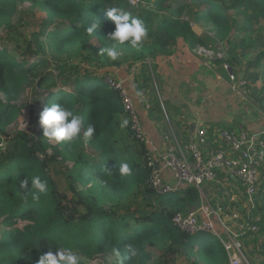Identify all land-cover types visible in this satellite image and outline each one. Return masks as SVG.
I'll list each match as a JSON object with an SVG mask.
<instances>
[{"label": "trees", "instance_id": "1", "mask_svg": "<svg viewBox=\"0 0 264 264\" xmlns=\"http://www.w3.org/2000/svg\"><path fill=\"white\" fill-rule=\"evenodd\" d=\"M25 3L45 14L46 27L32 35V43L20 60L0 48V93L4 96L0 101V142L20 115L5 100H14L32 85L46 87L43 106L60 103L82 115L85 127L91 124L96 132L87 142L81 137L62 144L44 138L42 129L31 135L18 132L0 148V225L4 228L0 234V264H36L41 255L61 246L72 248L86 259L109 255L113 264H118L113 255L116 248L125 257L124 264H146L148 248H159L167 258L183 256L189 264H227L220 243L208 242L209 235L181 233L171 222L176 213H186L198 204L197 191L187 188L178 196L163 197L147 187L149 170L143 148L128 125L119 127L126 117L118 93L108 88L104 79L106 70L138 66L137 89L149 90L151 114L156 111V101L158 105L162 101L161 92L155 90L156 81L161 79L157 62L173 57L178 42L191 52L218 44L227 53L219 60L223 63L219 71L221 75L226 72V81L229 71L235 75L236 67H241L239 56L253 54L252 68H260L263 37L259 34L253 40L250 35L264 28V0H142L138 9L130 7L127 0H0V30L12 29V17ZM111 7L131 12L149 29L148 38L139 48L118 46L121 55L116 61L100 56L101 49L112 43L108 37L114 24L106 16V9ZM55 22L59 27L46 32ZM201 22L210 26L212 37L196 33L193 23ZM91 23L98 25L94 36L85 33ZM49 62L53 64L51 72L46 71ZM98 71L106 72L98 75ZM249 79L255 83L258 75ZM168 100L173 111L186 105L177 96ZM219 125L208 126V132ZM220 127L234 130L224 124ZM59 159L72 163L64 172L65 193L59 192L49 174V168ZM123 161L133 166L129 176L118 173ZM36 175L49 185L47 195L39 201H33L30 193L24 196L27 190L20 187L26 177ZM255 210L251 222L258 226V232L240 238L246 247L255 246L257 236L264 238V212L258 215ZM258 216L260 220L254 222ZM18 222L26 224L20 228ZM248 237L252 241L245 244ZM128 246L137 251L135 257Z\"/></svg>", "mask_w": 264, "mask_h": 264}, {"label": "built area", "instance_id": "2", "mask_svg": "<svg viewBox=\"0 0 264 264\" xmlns=\"http://www.w3.org/2000/svg\"><path fill=\"white\" fill-rule=\"evenodd\" d=\"M141 2L127 0L134 9H138ZM228 76L230 83L239 82L230 71ZM104 83L118 93L132 137L143 148L144 164L149 170L147 187L163 197L178 196L187 188L198 193L195 209L176 213L171 219L173 226L181 233L209 235L215 239L226 252L227 264H247L240 238L258 232L251 217L257 197L261 192L264 195V131L217 127L209 133L208 126L198 125L192 133L182 137L172 130L166 118L168 132L153 137L145 132L137 101L129 94L125 81L105 77ZM238 85L245 86V83ZM143 109L148 112L150 105L145 102ZM211 199L219 204L213 206ZM220 199L228 206L241 201L245 213L227 211ZM259 220L260 217L255 218L254 222Z\"/></svg>", "mask_w": 264, "mask_h": 264}, {"label": "rangeland", "instance_id": "3", "mask_svg": "<svg viewBox=\"0 0 264 264\" xmlns=\"http://www.w3.org/2000/svg\"><path fill=\"white\" fill-rule=\"evenodd\" d=\"M184 17L186 18V13ZM45 19V14L41 12L38 7L31 8L27 3L19 5L17 14L12 17V29L0 30V48L6 49L10 56L20 60L22 58V52L32 43V35L45 30L44 27L46 26L43 24L46 21ZM193 26L200 37L213 36L210 32L209 25L201 22L193 23ZM58 27V23L55 22L54 25L47 26L46 32H51L54 28ZM255 32V34L250 35L251 39L255 40L260 37L259 34H262V40L264 41V28H258ZM232 36H234V34ZM92 43L95 46L97 45L95 40H93ZM261 51L264 54V48ZM226 54V51H223L218 44H214L212 49L211 47L209 49H195L193 51L194 57L201 61L206 68H204L203 65H199L193 72L184 67L186 64L183 66L181 59L176 61L174 58L172 61L168 60L166 62L162 60L160 67V69H164L162 72V79L165 81L166 85L170 87V91H175L177 89L180 92V96H186V103L189 102L194 109L202 112L205 110L204 107H212L220 111V114L217 115L216 118L221 120L223 124H230L231 121V125L235 130H239V127H241L240 129L243 130L252 129L253 131L262 132L264 131V60L261 62L262 67L252 68L253 62L255 61V56L253 54H250L247 58L239 56L241 59V67H236V72L234 73V76L237 77L239 82L230 83L227 81L230 86L226 85L225 87L219 84V79L226 81L225 77L227 75L226 72L224 75H221L223 72L219 71V69L223 63L219 60L226 58ZM238 54L240 55V51ZM47 59H50L48 55ZM76 62H78V60H76ZM79 66L85 67L84 64H80ZM89 69L93 70V66L89 67ZM123 69L127 70L125 67H123ZM52 70L53 64L49 62L46 71L51 72ZM106 71H98L97 74L101 75ZM136 73L137 71L132 68L129 70V74L126 77L133 81ZM251 75H258V81L252 83L249 79ZM107 77L114 81L124 82V80H119L116 74L110 75L108 73ZM30 80L32 81V78H30ZM241 82H244L245 86H239L238 84ZM125 87L127 89L126 83ZM155 87L158 94L161 92L162 96H159V98H161L162 101L160 100V105H158L156 101L155 104L157 108L155 112L150 114V110L148 111V119L155 126L161 124L163 127L162 132L167 133V118L169 124H171L172 130L178 132L181 130L182 124L185 123L186 116L180 111H173L172 103L165 97V92L161 90V88H163L161 86V79L160 81H156ZM47 92L46 87L36 88L35 85H32L27 87L14 100L7 101L4 99L7 104L14 105L15 109L20 111V115L16 121L6 129L7 137H2L0 148L4 147L7 139L12 138L18 132H27L31 135L42 129L38 121L39 114L44 107L43 102ZM3 97L4 96L0 93V101H3ZM210 97L211 99L214 97L213 99L215 100H213V102L210 101ZM162 102H164V104ZM147 103L152 105L149 98H147ZM220 126L222 125H219V127ZM159 133H161L160 128ZM71 166L72 163L70 161L61 162L59 159L49 168V174L61 193L66 192L64 172L67 167L70 168ZM211 200L213 206L219 204L218 201ZM219 202H222L221 199ZM240 202L235 206H228L227 202L222 203L227 211L234 209L238 213L243 214L245 210L243 209V203ZM138 203L143 204L142 202ZM256 210L258 215L264 212V195L262 192L257 197ZM25 224V222H18L17 227L21 228ZM3 230V226L0 225V234ZM256 239H258V242L253 247L250 244V246L247 245V247L243 244L242 255L247 264H264V238H259L257 236ZM251 241L252 239L248 237L245 239L244 243L247 244ZM208 242L216 244V240L213 238H210ZM147 254L149 258L146 264H189L183 256L174 258L165 257L163 251L159 248H148ZM81 262L82 264H113L114 261L111 256L101 254L91 259L81 257Z\"/></svg>", "mask_w": 264, "mask_h": 264}, {"label": "clouds", "instance_id": "4", "mask_svg": "<svg viewBox=\"0 0 264 264\" xmlns=\"http://www.w3.org/2000/svg\"><path fill=\"white\" fill-rule=\"evenodd\" d=\"M106 16L114 24V30L108 37V41L112 42L111 45L103 47L100 56L106 55L110 60L116 61L121 55L118 46L128 44L132 48H139L148 38L149 29L144 20L134 16L131 12L111 7L106 9ZM97 29L98 25L91 23L86 27L85 33L88 36H94ZM38 123L42 128L43 137L56 144L70 142L81 137L87 142L91 140L96 132L95 127L91 124L85 127L82 115L56 102L49 103L42 108ZM128 123V120L124 119L119 127L123 129L127 127ZM105 171L112 172L106 168ZM132 171L133 166L127 161L121 162L118 166V173L121 177L131 175ZM20 187L27 190L24 192V196H27L28 193L31 194L33 201H39L41 196L47 195L49 191L47 181L41 179L39 175L30 179L26 177L21 181ZM55 249V252L49 251L41 255L36 264H81L80 255L72 248L61 246L59 248L55 247ZM128 252L132 257L137 255V251L131 246H128ZM113 255L118 264H124L125 257L122 256L118 248L114 249Z\"/></svg>", "mask_w": 264, "mask_h": 264}, {"label": "crops", "instance_id": "5", "mask_svg": "<svg viewBox=\"0 0 264 264\" xmlns=\"http://www.w3.org/2000/svg\"><path fill=\"white\" fill-rule=\"evenodd\" d=\"M176 61H178V59H181L183 66L186 67L189 71H195L197 69V66H204V64L197 60L194 55L193 52H191L188 48H186L184 46V44L182 42H178L177 47H176V53L173 57L168 58V59H160L157 62V73L159 75V77H161V86L163 87V91L165 92V97L166 98H171L172 96H177L178 98H184L182 100L185 101V97L180 96V92L176 89L175 91H170V87L166 85L165 81L162 79V72H163V68L160 69L161 67V63L162 60H164V62L170 60L172 61V59H174ZM182 66V65H181ZM138 66H134L132 68H134L137 73L134 76V80L132 81V79H128V77H126L129 74V70L132 69H123L119 68V69H109L107 70V72L111 75V74H116L117 77L119 78V80H124L128 89V92L131 96H133V98L137 101L136 103V107L138 110V114L141 120V123L143 124L144 128H145V132L153 137H158L157 134H159V128L162 132L163 127L161 126V124H159V126H155L154 124L151 123V121L148 119V112H145V110L143 109V104L145 102H147V98H148V94H149V90H145V89H137V83H136V79L138 78V73H139V68H137ZM201 68V67H200ZM219 79V77H218ZM229 82V81H228ZM225 80L219 79V84H222L223 86L226 87V85L230 84ZM136 84V87H134L133 85ZM157 91V89H156ZM193 96V95H191ZM212 97V96H211ZM210 97V99H211ZM214 98V97H213ZM211 99L210 101L213 102V100L215 99ZM186 102V101H185ZM182 104V103H180ZM186 105H184L181 109L180 112L182 114H184L186 116L185 119V123L182 124L181 130H179L177 132L178 135L184 137L187 135V133H192L194 131V129L198 126V125H215V124H222V121L217 119L216 116L220 114V111L217 109H213L212 107H204L205 110H203L202 112L194 109L189 102L185 103ZM227 126H231V121L230 124H224ZM191 126H193L192 130H191ZM241 128V127H239ZM235 130V129H234Z\"/></svg>", "mask_w": 264, "mask_h": 264}, {"label": "water", "instance_id": "6", "mask_svg": "<svg viewBox=\"0 0 264 264\" xmlns=\"http://www.w3.org/2000/svg\"><path fill=\"white\" fill-rule=\"evenodd\" d=\"M192 128H193V126H191V130H192ZM202 190H203L204 193L206 192V189H205V188H203ZM194 209H195V207H193V208L191 209V211L194 210Z\"/></svg>", "mask_w": 264, "mask_h": 264}]
</instances>
